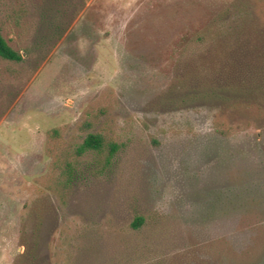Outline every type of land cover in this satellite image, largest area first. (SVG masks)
I'll list each match as a JSON object with an SVG mask.
<instances>
[{
	"label": "rangeland",
	"instance_id": "1",
	"mask_svg": "<svg viewBox=\"0 0 264 264\" xmlns=\"http://www.w3.org/2000/svg\"><path fill=\"white\" fill-rule=\"evenodd\" d=\"M0 26V264H264V0H0ZM54 128L119 149L56 193Z\"/></svg>",
	"mask_w": 264,
	"mask_h": 264
},
{
	"label": "trees",
	"instance_id": "2",
	"mask_svg": "<svg viewBox=\"0 0 264 264\" xmlns=\"http://www.w3.org/2000/svg\"><path fill=\"white\" fill-rule=\"evenodd\" d=\"M199 40H203L204 36L199 35ZM0 57L21 61L23 59L22 54L14 49L3 35L2 28L0 26ZM103 110H101L102 112ZM93 116V118H92ZM97 114H93L92 110L86 112V119L81 128L88 130L94 127ZM215 127L218 133L223 136L230 134L229 128H227L223 122L216 120ZM47 148L53 157L52 170L45 181H42L49 189L56 193H62L63 189L68 186L72 181V176L75 171V165L78 162V158L84 155L87 151L107 152V158H111L119 149V144L110 138L108 134L101 131L89 132L84 138L82 143L75 146L67 144L62 139V132L60 128H54L48 132ZM63 196V195H61ZM144 218L138 217L133 225L134 227H140L143 224Z\"/></svg>",
	"mask_w": 264,
	"mask_h": 264
}]
</instances>
